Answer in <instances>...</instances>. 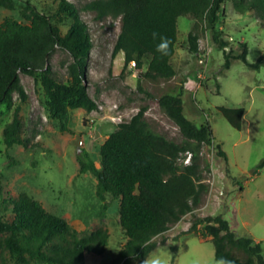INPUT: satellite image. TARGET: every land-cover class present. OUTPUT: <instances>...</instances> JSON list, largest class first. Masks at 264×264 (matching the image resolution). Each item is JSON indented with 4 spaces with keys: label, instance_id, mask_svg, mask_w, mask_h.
<instances>
[{
    "label": "trees",
    "instance_id": "trees-1",
    "mask_svg": "<svg viewBox=\"0 0 264 264\" xmlns=\"http://www.w3.org/2000/svg\"><path fill=\"white\" fill-rule=\"evenodd\" d=\"M227 1L235 11H253L264 21V0H91L84 7L95 12L97 19H120L113 56L123 53L124 69L134 62L138 69L145 68L141 76L168 80L176 74L171 59L177 43V18L188 15L195 19L187 36L191 53H199V32L207 27L218 48L225 50L228 42L216 25ZM0 7L14 9L15 1L0 0ZM22 16L26 22L7 16L0 23V105L11 107L14 93L24 102L27 94L20 73L30 75L42 87L50 116L59 120L62 130H67L71 110L90 113L98 108L85 83L93 47L88 25L68 0H59L50 14L26 6ZM67 18L70 23L62 33L60 24ZM154 32L158 33L156 39ZM160 37L170 41L167 56L156 51ZM57 49L66 51L71 58L67 82L58 80L50 66ZM247 53L245 44L238 55L229 50L224 68L228 69L237 58L255 70L264 67V53L255 62L247 60ZM158 104L179 128L181 142L153 130L145 115L148 105H143L101 144L98 163L86 151L77 154L79 173L90 172L96 178L98 198L106 201L110 196L119 203V224L127 241L111 264H142L157 247L154 238L198 208L209 191L203 181L201 148L213 144L211 125L206 122L198 127L185 116L181 94L165 93ZM20 109V105L15 107L13 119L3 129V142L8 148L15 144L26 147L30 140L21 136L24 124ZM217 109L233 128L241 129L244 107ZM217 149L226 158L220 144ZM188 155L189 161L184 163ZM259 166H264V160ZM2 202L11 205L13 217L0 215L1 264H8L7 257L11 264H82L86 253L105 252L109 238L105 228L79 235L64 218L47 211L26 191ZM198 228L211 238L217 261L264 264L261 242L250 235L237 236L221 214L196 217L190 231L197 233ZM171 249L176 251L177 247Z\"/></svg>",
    "mask_w": 264,
    "mask_h": 264
},
{
    "label": "rangeland",
    "instance_id": "rangeland-1",
    "mask_svg": "<svg viewBox=\"0 0 264 264\" xmlns=\"http://www.w3.org/2000/svg\"><path fill=\"white\" fill-rule=\"evenodd\" d=\"M15 8L0 7V23L7 16L26 22L22 10L34 7L41 13H53L59 0H14ZM79 9L88 25L93 47L90 51L85 83L89 95L98 104L97 110L70 111L67 130H62L58 119L49 114L46 97L35 78L20 73L21 84L27 94L22 102L14 93L11 107L0 105V215L12 218L11 205L2 201L26 191L43 207L75 228L79 235H87L102 227L109 238L102 255L86 253L82 264H111L127 241L119 224L118 200L107 196L102 201L96 195V178L90 173H79L77 154L86 151L97 163L100 146L121 122L129 120L143 105H148L146 118L153 130L168 139L181 142L177 125L160 109L158 99L165 93L181 94L184 114L196 126L208 122L214 141L201 148L203 181L209 185L201 205L193 212L170 225L154 238L157 247L142 262L159 256L165 264H216L211 238L191 232L196 217L221 214L237 236H252L260 241L264 255V67L255 70L237 58L224 68L225 53L238 55L247 45V60L255 62L264 53V21L253 11L241 14L231 1L216 27L223 31L228 42L225 50L212 40L209 27L200 31L199 53L189 51L187 36L195 19L182 15L177 18V43L171 59L175 76L150 79L141 76L144 69L131 63L124 69L123 53L113 56V48L120 32V19H97L95 12L85 9L91 0H68ZM70 23L60 24L62 33ZM69 54L57 49L50 58L54 76L69 80ZM200 75V76H199ZM20 105L23 121L21 136L29 138L25 147L3 142L4 126L13 119L14 109ZM244 107L242 127L233 128L217 107ZM80 134L81 144L75 142ZM220 144L226 158L218 153ZM185 163V161H184ZM206 166L208 169H206ZM163 241V242H162ZM176 246V251L172 250ZM8 264H11V260ZM1 264V263H0Z\"/></svg>",
    "mask_w": 264,
    "mask_h": 264
},
{
    "label": "clouds",
    "instance_id": "clouds-1",
    "mask_svg": "<svg viewBox=\"0 0 264 264\" xmlns=\"http://www.w3.org/2000/svg\"><path fill=\"white\" fill-rule=\"evenodd\" d=\"M157 36L158 33L154 32L153 39H156ZM169 45H170V41L168 40L167 37H160V43L157 44L156 51L159 52L162 56H167L169 53ZM131 64L135 66L134 62H131ZM189 157L190 155L186 157L185 163H188L186 162V160L188 159L189 161ZM146 264H165V262L159 256H156L153 259L146 261ZM216 264H225V261L223 259H220L216 262Z\"/></svg>",
    "mask_w": 264,
    "mask_h": 264
},
{
    "label": "water",
    "instance_id": "water-1",
    "mask_svg": "<svg viewBox=\"0 0 264 264\" xmlns=\"http://www.w3.org/2000/svg\"><path fill=\"white\" fill-rule=\"evenodd\" d=\"M80 144H81L80 134H77V140L75 142V145H76L77 148H79Z\"/></svg>",
    "mask_w": 264,
    "mask_h": 264
},
{
    "label": "built area",
    "instance_id": "built-area-1",
    "mask_svg": "<svg viewBox=\"0 0 264 264\" xmlns=\"http://www.w3.org/2000/svg\"><path fill=\"white\" fill-rule=\"evenodd\" d=\"M200 76V75H199ZM186 162H188V159L186 160Z\"/></svg>",
    "mask_w": 264,
    "mask_h": 264
}]
</instances>
